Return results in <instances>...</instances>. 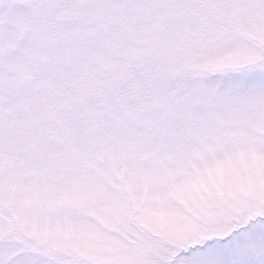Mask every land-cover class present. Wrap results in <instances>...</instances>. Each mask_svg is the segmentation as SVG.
I'll return each instance as SVG.
<instances>
[{
	"label": "snow or ice",
	"instance_id": "6c2138e0",
	"mask_svg": "<svg viewBox=\"0 0 264 264\" xmlns=\"http://www.w3.org/2000/svg\"><path fill=\"white\" fill-rule=\"evenodd\" d=\"M0 264H264V0H0Z\"/></svg>",
	"mask_w": 264,
	"mask_h": 264
}]
</instances>
